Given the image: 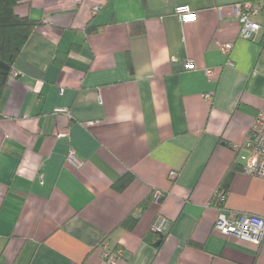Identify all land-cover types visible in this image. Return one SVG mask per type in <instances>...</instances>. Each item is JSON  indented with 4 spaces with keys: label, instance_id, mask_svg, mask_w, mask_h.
<instances>
[{
    "label": "crops",
    "instance_id": "0c3cea01",
    "mask_svg": "<svg viewBox=\"0 0 264 264\" xmlns=\"http://www.w3.org/2000/svg\"><path fill=\"white\" fill-rule=\"evenodd\" d=\"M240 1L15 7L41 23L0 100V264H108L104 248L113 264H264V239L214 229L219 188L227 212L264 217V179L232 149L264 103V0H249L260 30L248 39ZM178 6L196 18L181 21ZM130 214L133 227L120 226ZM158 218L163 237L146 241Z\"/></svg>",
    "mask_w": 264,
    "mask_h": 264
},
{
    "label": "built area",
    "instance_id": "2783aa9c",
    "mask_svg": "<svg viewBox=\"0 0 264 264\" xmlns=\"http://www.w3.org/2000/svg\"><path fill=\"white\" fill-rule=\"evenodd\" d=\"M96 10L97 7L94 8L93 12ZM235 11L240 27V36L247 39L253 37L260 30L259 23L254 20V16L260 11V6L249 0H242L236 5ZM175 13L181 21H191L196 18L195 12L187 6L176 7ZM231 48V43L220 45V49L225 54H228ZM184 66L188 70L195 68L191 60H188ZM204 72L206 75H211L212 69H205ZM14 74L12 72L11 76ZM209 98V94H206L205 99L208 100ZM58 136H62V134H58ZM241 148L247 152L246 155L241 156L244 162V172L264 179V103L253 118L244 141L240 144L232 145V149L235 152H238ZM68 159L75 166L81 165V161L76 158L73 150L69 151ZM175 175L176 173L172 171L169 176L171 179H174ZM163 196L164 194L161 191H154L153 197L155 200L162 199ZM225 200L226 191L222 188L217 189L213 195V204L218 209L214 229L223 235L248 239L256 244H260L264 239V217L254 214L227 212L223 205ZM163 226L164 220L158 218L151 228L152 230L160 231ZM118 254L121 255L122 253L119 251ZM102 256L108 264H113L117 257L116 254L107 248H104L102 251Z\"/></svg>",
    "mask_w": 264,
    "mask_h": 264
},
{
    "label": "trees",
    "instance_id": "16d2710c",
    "mask_svg": "<svg viewBox=\"0 0 264 264\" xmlns=\"http://www.w3.org/2000/svg\"><path fill=\"white\" fill-rule=\"evenodd\" d=\"M25 1L27 0H0V100L11 78L12 68L18 55L31 32L41 23L16 14L15 7ZM126 180L127 176L120 178L117 185L124 184ZM151 200V197L145 198L138 205L140 210L145 209ZM137 220V215L130 214L121 221L120 226L132 228ZM158 237H163V235L160 231L151 228L144 239L151 242Z\"/></svg>",
    "mask_w": 264,
    "mask_h": 264
}]
</instances>
